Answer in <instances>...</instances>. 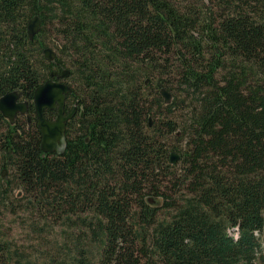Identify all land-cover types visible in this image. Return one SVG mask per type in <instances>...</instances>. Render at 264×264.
<instances>
[{"label": "trees", "instance_id": "16d2710c", "mask_svg": "<svg viewBox=\"0 0 264 264\" xmlns=\"http://www.w3.org/2000/svg\"><path fill=\"white\" fill-rule=\"evenodd\" d=\"M63 68L83 115L55 156L32 98ZM11 91L27 114L0 113V264H264V0H0Z\"/></svg>", "mask_w": 264, "mask_h": 264}, {"label": "water", "instance_id": "95a60500", "mask_svg": "<svg viewBox=\"0 0 264 264\" xmlns=\"http://www.w3.org/2000/svg\"><path fill=\"white\" fill-rule=\"evenodd\" d=\"M40 18L33 16L27 22V35L30 40L39 32ZM44 60L52 61L55 52L51 47L42 50ZM69 76V69L63 68L61 71H52L50 79L35 88L33 92L32 104L36 125L40 132V149L44 153L61 156L67 148L66 123L76 113L83 115L81 108L74 105L72 109L64 115L65 102L68 94L71 93V86L62 82ZM55 78V79H54ZM165 103L171 99V95L164 88L160 90ZM20 93L11 91L0 97V113L10 123H13L17 115L27 114V103L19 100ZM46 110H56L55 118L49 120L45 117ZM178 156L174 152L170 153V163L175 164Z\"/></svg>", "mask_w": 264, "mask_h": 264}, {"label": "rangeland", "instance_id": "374dc122", "mask_svg": "<svg viewBox=\"0 0 264 264\" xmlns=\"http://www.w3.org/2000/svg\"><path fill=\"white\" fill-rule=\"evenodd\" d=\"M168 143H169V145H174V146H176V147L180 146V144H179V142L177 141L175 135H173V136L170 137ZM171 152H174V154L178 156V160H179V158H180V153H179L178 151H175V150H170V153H171ZM177 162H178V161H177ZM177 162H176V163H177ZM147 202H148L149 204H151V205H159V204L161 203V200H160L159 198H147ZM4 223H5L6 226H9V225H10V224H9V220H4ZM18 230H20V229H18ZM17 236H18V238H17V241H18V242H21L22 240H24V237H23L22 239H19L21 236H23V234L20 235V233H17Z\"/></svg>", "mask_w": 264, "mask_h": 264}, {"label": "flooded vegetation", "instance_id": "af4514ba", "mask_svg": "<svg viewBox=\"0 0 264 264\" xmlns=\"http://www.w3.org/2000/svg\"><path fill=\"white\" fill-rule=\"evenodd\" d=\"M54 79H55V78H54ZM62 82H64V80H63ZM72 107H73V106H72ZM64 109H65V110H64V113H63V114L66 115V114H67L72 108L69 110V109L66 107V105H65V108H64ZM55 112H56V110H55ZM56 113H57V112H56ZM55 116H56V115H55ZM54 118H55V117H54ZM66 136H67V135H66Z\"/></svg>", "mask_w": 264, "mask_h": 264}, {"label": "built area", "instance_id": "2783aa9c", "mask_svg": "<svg viewBox=\"0 0 264 264\" xmlns=\"http://www.w3.org/2000/svg\"><path fill=\"white\" fill-rule=\"evenodd\" d=\"M233 231H236V228L232 229Z\"/></svg>", "mask_w": 264, "mask_h": 264}]
</instances>
